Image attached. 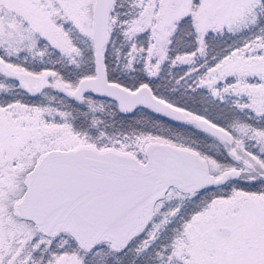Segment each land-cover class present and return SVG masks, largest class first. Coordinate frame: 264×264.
Here are the masks:
<instances>
[{
	"label": "snow or ice",
	"instance_id": "snow-or-ice-1",
	"mask_svg": "<svg viewBox=\"0 0 264 264\" xmlns=\"http://www.w3.org/2000/svg\"><path fill=\"white\" fill-rule=\"evenodd\" d=\"M0 264H264V0H0Z\"/></svg>",
	"mask_w": 264,
	"mask_h": 264
}]
</instances>
